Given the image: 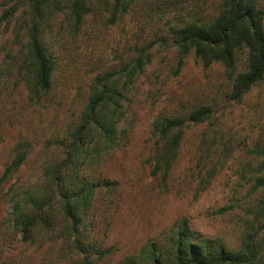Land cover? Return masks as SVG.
Instances as JSON below:
<instances>
[{
    "label": "rangeland",
    "instance_id": "obj_1",
    "mask_svg": "<svg viewBox=\"0 0 264 264\" xmlns=\"http://www.w3.org/2000/svg\"><path fill=\"white\" fill-rule=\"evenodd\" d=\"M224 0H133L115 24L96 0L89 22L76 39L55 42L58 69L54 90L40 105L29 102L15 75L5 77L0 94V264H66L63 240L49 237L27 243L12 222L13 198L39 175L46 156L59 157L47 146L75 126L87 99L92 69L127 62L150 46L151 64L131 92L126 143L93 176L109 187L99 191L89 216L90 239L111 254L97 264H120L149 240L158 239L177 222L187 220L204 237L220 238L237 250L242 232L254 221L253 232L264 239L259 214L264 193L253 186L264 158V82L240 102L229 100L232 82L219 65L204 68L194 52L180 65L172 29L192 20L215 19ZM264 9V0H259ZM0 0V16L12 7ZM16 21L0 27V65L6 51H17ZM24 33V31H23ZM244 57L239 71H244ZM210 105L214 119L189 127L178 159L166 182L152 175L150 161L158 149L153 123L158 116L187 115ZM31 142L30 155L18 171L2 182L18 142ZM113 188L114 194H113ZM109 189L111 191H109ZM225 209H228L225 211Z\"/></svg>",
    "mask_w": 264,
    "mask_h": 264
},
{
    "label": "trees",
    "instance_id": "obj_2",
    "mask_svg": "<svg viewBox=\"0 0 264 264\" xmlns=\"http://www.w3.org/2000/svg\"><path fill=\"white\" fill-rule=\"evenodd\" d=\"M12 7L0 16V27L16 21L20 33L13 54L6 51L0 65V94L5 77L15 75L24 85L28 100L42 104L54 90L58 69L55 42L76 39L89 22L96 0H10ZM133 0H100L115 24L131 8ZM24 31V33H23ZM173 46L180 65L191 52L204 68L221 65L232 82L229 100L240 103L264 82V9L259 0H224L219 15L209 22L192 20L174 27ZM150 46L130 56L127 62L87 73V99L75 126L65 135L53 137L47 146L60 156H46L36 180L12 200V222L27 243L48 237L63 240L66 264H97L111 254L90 239L89 216L99 191L109 187L93 171L117 152L128 135L131 92L151 64ZM244 57V71H239ZM214 119L210 105L192 109L187 115L158 116L153 135L159 145L150 164L152 175L166 182L182 147L186 130ZM2 182L27 162L31 142L22 138ZM264 154V153H263ZM264 173V158L259 163ZM115 188H113L114 194ZM109 191H111L109 189ZM253 191L264 193V175L256 178ZM264 216V196L259 201ZM228 209H225L227 211ZM254 221L242 233V244L234 250L220 238L204 237L187 220L177 222L158 239L147 241L120 264H264V239L253 232Z\"/></svg>",
    "mask_w": 264,
    "mask_h": 264
}]
</instances>
